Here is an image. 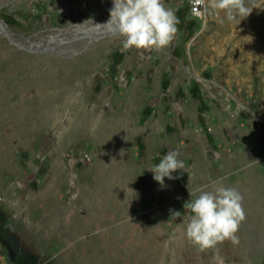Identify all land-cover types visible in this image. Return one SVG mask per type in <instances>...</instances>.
<instances>
[{"label":"rangeland","instance_id":"1","mask_svg":"<svg viewBox=\"0 0 264 264\" xmlns=\"http://www.w3.org/2000/svg\"><path fill=\"white\" fill-rule=\"evenodd\" d=\"M164 2L180 22L156 51L98 32L113 0H0V264H264V0L240 22ZM170 151L185 167L161 185ZM220 182L240 242L200 251L184 205Z\"/></svg>","mask_w":264,"mask_h":264},{"label":"clouds","instance_id":"2","mask_svg":"<svg viewBox=\"0 0 264 264\" xmlns=\"http://www.w3.org/2000/svg\"><path fill=\"white\" fill-rule=\"evenodd\" d=\"M209 7L223 12L230 22L240 17V22L255 6H249L246 0H211L210 4L208 0H194L193 12L203 17L208 14ZM109 15L102 27L108 33L122 36L125 49L160 51L177 38L180 21L164 0H113ZM178 155L177 151H170L150 169L155 181L162 185L165 177L172 179V172L184 169V162L178 159ZM195 193H198L195 199L184 205L191 212L185 227L186 237L200 251L216 249L225 241L238 245V232L246 219L243 195L235 187L225 186L222 182L199 187ZM214 259L223 264L218 252Z\"/></svg>","mask_w":264,"mask_h":264},{"label":"bare ground","instance_id":"3","mask_svg":"<svg viewBox=\"0 0 264 264\" xmlns=\"http://www.w3.org/2000/svg\"><path fill=\"white\" fill-rule=\"evenodd\" d=\"M109 19L107 20H104L102 23H97L95 25H100L98 26L99 27V31L98 32H104V33H108L106 29H104L102 26L104 24H106V22L108 21ZM94 26V25H93ZM96 26V27H97ZM95 30V29H94ZM93 31V30H92ZM0 32H5L8 36H10V40L12 38V33L9 31V29L7 28V26L5 27H0ZM86 32H91V29L90 28H81L80 26H74L72 28H68V29H57L55 32L53 33H50L47 35V38L50 40V41H58V40H62L66 37H77V36H82L84 35V33ZM110 35H114V34H111L109 33ZM116 35V34H115ZM18 44H20V46H23L25 44H27V46H33V51H37L39 52L40 50H42L43 48H47V43L45 42H37V43H32L28 38L27 39H24V41L22 42H18ZM16 45V44H15ZM30 47V48H31ZM48 47L50 48L51 46L48 45ZM20 105V104H19ZM14 106V105H13ZM16 109H20L18 108L17 106H15ZM12 108V107H11ZM15 111V110H13ZM28 125V124H27Z\"/></svg>","mask_w":264,"mask_h":264},{"label":"built area","instance_id":"4","mask_svg":"<svg viewBox=\"0 0 264 264\" xmlns=\"http://www.w3.org/2000/svg\"><path fill=\"white\" fill-rule=\"evenodd\" d=\"M188 2V12L198 18H201V16H197L194 12H193V7H194V0H187Z\"/></svg>","mask_w":264,"mask_h":264},{"label":"water","instance_id":"5","mask_svg":"<svg viewBox=\"0 0 264 264\" xmlns=\"http://www.w3.org/2000/svg\"><path fill=\"white\" fill-rule=\"evenodd\" d=\"M5 26H6L5 22L2 19H0V27H5ZM2 35H4L12 44H15V41L10 40L9 36L5 32H2ZM21 37L22 36H20V38Z\"/></svg>","mask_w":264,"mask_h":264}]
</instances>
